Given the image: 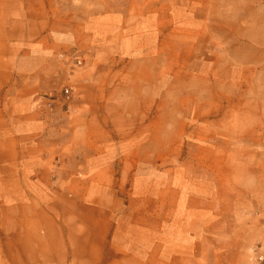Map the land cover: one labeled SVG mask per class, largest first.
Masks as SVG:
<instances>
[{"label": "rangeland", "instance_id": "obj_1", "mask_svg": "<svg viewBox=\"0 0 264 264\" xmlns=\"http://www.w3.org/2000/svg\"><path fill=\"white\" fill-rule=\"evenodd\" d=\"M105 2L112 35L42 76L40 187L0 255L39 264L94 229L138 264L187 233L197 264H264V0Z\"/></svg>", "mask_w": 264, "mask_h": 264}, {"label": "crops", "instance_id": "obj_2", "mask_svg": "<svg viewBox=\"0 0 264 264\" xmlns=\"http://www.w3.org/2000/svg\"><path fill=\"white\" fill-rule=\"evenodd\" d=\"M116 19L105 0H0V252L8 247L9 235L25 233L20 212L26 178L33 195L40 187L42 76L53 73L49 68L58 54L85 51L90 38L106 41ZM109 236L108 230H74V242L50 243L58 253L39 264H138L133 257L109 256ZM188 236L175 245V258L166 249L161 264H197V245ZM0 264L12 263L2 253Z\"/></svg>", "mask_w": 264, "mask_h": 264}, {"label": "built area", "instance_id": "obj_3", "mask_svg": "<svg viewBox=\"0 0 264 264\" xmlns=\"http://www.w3.org/2000/svg\"><path fill=\"white\" fill-rule=\"evenodd\" d=\"M259 261H260V262L264 261V257H262V256L259 257Z\"/></svg>", "mask_w": 264, "mask_h": 264}]
</instances>
